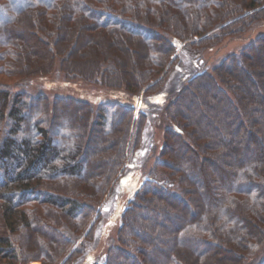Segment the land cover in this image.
Returning a JSON list of instances; mask_svg holds the SVG:
<instances>
[{
	"label": "trees",
	"instance_id": "16d2710c",
	"mask_svg": "<svg viewBox=\"0 0 264 264\" xmlns=\"http://www.w3.org/2000/svg\"><path fill=\"white\" fill-rule=\"evenodd\" d=\"M1 13L0 75L27 79L33 54L51 72L59 59L66 75L72 50L93 46L107 60L88 62L81 78L126 87L135 101L94 109L71 94L51 102L28 80L19 92L0 84V264H84L91 254L87 264H264V37L166 94L188 60L181 46L207 50L260 22L264 0H0ZM104 39L117 40L122 65L138 56L133 76ZM165 95L157 106L175 126L161 157H170L146 163L152 176L129 186L131 175L120 177ZM65 109L71 121L58 116ZM91 131L99 142L89 144Z\"/></svg>",
	"mask_w": 264,
	"mask_h": 264
},
{
	"label": "rangeland",
	"instance_id": "374dc122",
	"mask_svg": "<svg viewBox=\"0 0 264 264\" xmlns=\"http://www.w3.org/2000/svg\"><path fill=\"white\" fill-rule=\"evenodd\" d=\"M13 3H15L16 0H12ZM44 2H47V0H43ZM7 17L5 14H0V20ZM264 18V16H262ZM264 37V19L261 20L258 23L251 24L246 26L245 29H243L241 32H237L236 34H231V36L225 38L222 40V42L214 43L210 46L207 50H192L188 48H182V46L178 49V52L181 53V55L185 56L188 60L186 63H181L178 60L177 65L181 66L178 70V76L176 79L169 80L170 85L167 89V96H169V93H172L170 90L171 87H175L177 90L179 85L182 84V80H179L181 76L190 77L197 73H213V68L220 65L227 57L234 54H240L241 50L251 44L252 42H255L259 39H262ZM43 39L46 40L45 33L43 34ZM104 42L109 46V50L111 51L110 59L113 60V56L116 55L117 58L113 60L119 70L122 71L123 74H129L133 76L139 67V58L135 55H130V63L128 66L122 65V63L118 60V57L122 58L123 55L119 51L120 47L116 43L117 40H107L104 39ZM129 47L132 49L134 48V45L129 42ZM257 48H260V44H258L255 47V59L257 60L256 51ZM55 52H57V48H55ZM61 55L65 56V51H61ZM38 56V54H36ZM35 54H33L34 57L27 58V64H30V62L33 60L35 61L32 65V68H29L28 70V78L27 79H21L17 77H7L4 75H0V84L8 85L10 86L15 92L21 91L20 84L19 83H26L28 80L30 82L29 90L32 92H36L38 89L43 90L45 92L51 102H54L56 97L58 95L62 94H71L77 99H82L84 102H89L90 105L97 109L99 105H101L103 102H118L125 106L132 105L134 103V93L131 91L129 92L126 87L119 88L118 90H112L109 88H106L104 85L100 84H94L90 83L87 80H84L81 78L82 76H87V63L95 60L97 58L103 60L105 57L104 54H100V52L94 48L93 46L88 48L87 46H82L81 44L77 47H75L70 55H68L69 63H72V69L70 73H67L66 75L60 72V62L59 59L57 62H55V68L53 71H48L47 69H43L42 64H45V59H41L39 57V60H37ZM59 56L58 58L62 57ZM46 58V57H45ZM64 58V57H63ZM107 60V58H106ZM107 62V61H106ZM243 66H245L250 71H255L258 67L255 60H248L246 58H243ZM107 64V63H106ZM240 65V64H239ZM259 65V64H258ZM177 68V66H176ZM79 76V77H77ZM173 77V76H172ZM137 80V79H136ZM224 87H226L225 83L222 82ZM263 90V89H262ZM229 93H231L232 88H229ZM169 92V93H168ZM264 92V91H263ZM235 95L233 92L231 93ZM165 95L164 97H158V100H155L154 107L152 109V113L154 116L152 118L148 119L146 128L143 133V140L140 148L136 150L133 155H130V159L128 163L126 164V169L123 171L120 180L122 178L127 179L129 175H131V182L129 186H131L133 183L137 184V182L140 184L145 181V179L148 177H151L152 174L149 172V169L145 168V164L148 163L150 166L153 164H156L157 159L161 157L163 147L166 142V132L168 129L174 127L172 121H170L167 118V114L165 113V109H160L159 106H157V102L165 103L168 98ZM143 95L140 93L136 100V112L138 113L139 110H142L141 104ZM173 99L170 100V103ZM256 101H252V104L255 105ZM160 104V105H161ZM260 104V103H259ZM159 105V104H158ZM141 107V108H140ZM148 111V110H147ZM60 118H68L69 121L73 119V113L70 112L68 109H65L64 111L59 114ZM81 116V115H80ZM82 119V117H80ZM89 139L88 142L93 143V140L96 142H99V139L95 140L94 133L91 131V133L88 134ZM109 141L108 138L103 139V144L101 147H103V150L101 152H107L109 150V147H106L105 142ZM170 151L165 154L163 157L164 160L169 159ZM93 153L89 155V158H93L95 156ZM180 162H177L179 164ZM196 169V168H195ZM160 170V169H159ZM196 171V170H195ZM194 171V172H195ZM156 178V176H154ZM153 178V177H152ZM120 180L117 181V184H115L114 191H119L120 185L122 184ZM138 186V187H139ZM128 186H121V190H125ZM131 193H129V190L125 191L124 193H121V200L125 202V200L129 199L131 197ZM110 198V197H109ZM197 210V209H196ZM204 212V211H202ZM109 218L108 213L103 211V219L101 223L99 224V229H101L102 223ZM117 221V220H116ZM112 224L111 228L115 229V224ZM59 225V224H58ZM261 227H263V223H258ZM99 239L102 238V236H98ZM230 247V246H229ZM223 248V247H222ZM230 248H235V246H232ZM264 248V247H263ZM262 248V249H263ZM190 249L191 252L192 249ZM225 249V248H224ZM96 253L93 252V255ZM92 255V254H91ZM91 255H88L84 261V264L87 263H93L97 261V257H91ZM254 257H258V255L261 256L260 252L253 254ZM96 256V255H95ZM96 260V261H95ZM122 263V262H121ZM31 264H41L40 262H32ZM123 264V263H122ZM221 264V263H219Z\"/></svg>",
	"mask_w": 264,
	"mask_h": 264
},
{
	"label": "snow or ice",
	"instance_id": "6c2138e0",
	"mask_svg": "<svg viewBox=\"0 0 264 264\" xmlns=\"http://www.w3.org/2000/svg\"><path fill=\"white\" fill-rule=\"evenodd\" d=\"M105 211H107V209H105Z\"/></svg>",
	"mask_w": 264,
	"mask_h": 264
}]
</instances>
